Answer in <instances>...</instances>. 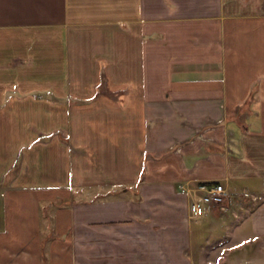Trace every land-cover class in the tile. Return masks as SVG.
<instances>
[{"label": "crops", "instance_id": "0c3cea01", "mask_svg": "<svg viewBox=\"0 0 264 264\" xmlns=\"http://www.w3.org/2000/svg\"><path fill=\"white\" fill-rule=\"evenodd\" d=\"M220 255L264 264V0H0V264Z\"/></svg>", "mask_w": 264, "mask_h": 264}, {"label": "built area", "instance_id": "2783aa9c", "mask_svg": "<svg viewBox=\"0 0 264 264\" xmlns=\"http://www.w3.org/2000/svg\"><path fill=\"white\" fill-rule=\"evenodd\" d=\"M205 129H197L194 136L189 138L186 142H193L195 139L210 138L204 135ZM185 142L178 141L174 150L179 151ZM179 189L190 194L189 215L196 217L202 214L207 208L222 205L225 203L227 189L219 181H202L196 185H187L185 182L178 184Z\"/></svg>", "mask_w": 264, "mask_h": 264}, {"label": "rangeland", "instance_id": "374dc122", "mask_svg": "<svg viewBox=\"0 0 264 264\" xmlns=\"http://www.w3.org/2000/svg\"><path fill=\"white\" fill-rule=\"evenodd\" d=\"M232 197H233L232 205H234V206H239V204H240L239 200L241 201V198H239L238 196H235V195H233ZM238 199H239V200H238ZM237 200H238V201H237ZM241 202H242V201H241ZM219 257H221V255L218 256V261H217V262L209 263V264H228V263H226V262L224 261L223 257H222V259H220ZM198 264H199V263H198Z\"/></svg>", "mask_w": 264, "mask_h": 264}]
</instances>
